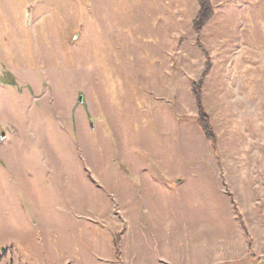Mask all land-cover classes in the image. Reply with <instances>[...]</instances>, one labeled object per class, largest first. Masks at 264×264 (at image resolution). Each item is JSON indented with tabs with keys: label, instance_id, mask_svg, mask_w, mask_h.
Listing matches in <instances>:
<instances>
[{
	"label": "rangeland",
	"instance_id": "rangeland-1",
	"mask_svg": "<svg viewBox=\"0 0 264 264\" xmlns=\"http://www.w3.org/2000/svg\"><path fill=\"white\" fill-rule=\"evenodd\" d=\"M211 1L218 157L197 0H0V264H264V0Z\"/></svg>",
	"mask_w": 264,
	"mask_h": 264
},
{
	"label": "trees",
	"instance_id": "trees-1",
	"mask_svg": "<svg viewBox=\"0 0 264 264\" xmlns=\"http://www.w3.org/2000/svg\"><path fill=\"white\" fill-rule=\"evenodd\" d=\"M197 2H198V10L192 20V29L196 34V43L204 52L206 61L200 77L192 81L191 90L197 107L196 124L200 128L204 137L210 141L211 147L215 155L218 157V153H217L218 137L214 131L211 118L204 107L203 89H202L206 80V74L211 68V58L201 41L202 32L204 30L205 25L208 24L215 15V8L211 0H197ZM250 249H251V242L249 244V250Z\"/></svg>",
	"mask_w": 264,
	"mask_h": 264
},
{
	"label": "crops",
	"instance_id": "crops-1",
	"mask_svg": "<svg viewBox=\"0 0 264 264\" xmlns=\"http://www.w3.org/2000/svg\"><path fill=\"white\" fill-rule=\"evenodd\" d=\"M162 160V159H161ZM163 160H165V161H167V162H176V158H174V157H172V156H170V157H165V158H163ZM162 160V161H163ZM148 174H149V172H148ZM152 174H150V176H151ZM154 175H155V173H154ZM156 175H159V179L162 181L163 180V183L164 184H166L167 186V188H169V189H176L175 188V181L176 182H180V183H182L184 180H182V178H180V177H175L174 175H172V174H169V173H165V174H163V173H160V174H157L156 173ZM172 177H173V179H175L174 181H171V179H172ZM151 178H153L155 181L156 180H158L159 181V179L157 178V176H153L152 175V177ZM163 188H160V190H162ZM146 194V193H145ZM147 198V197H146Z\"/></svg>",
	"mask_w": 264,
	"mask_h": 264
},
{
	"label": "water",
	"instance_id": "water-1",
	"mask_svg": "<svg viewBox=\"0 0 264 264\" xmlns=\"http://www.w3.org/2000/svg\"><path fill=\"white\" fill-rule=\"evenodd\" d=\"M2 136H4V134H2Z\"/></svg>",
	"mask_w": 264,
	"mask_h": 264
}]
</instances>
